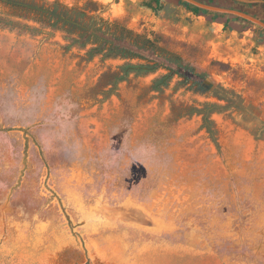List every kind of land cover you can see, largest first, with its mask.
Segmentation results:
<instances>
[{
  "label": "rangeland",
  "instance_id": "rangeland-1",
  "mask_svg": "<svg viewBox=\"0 0 264 264\" xmlns=\"http://www.w3.org/2000/svg\"><path fill=\"white\" fill-rule=\"evenodd\" d=\"M18 1L115 25L117 37L124 28L153 44L148 58L177 57L193 79L173 74L154 90L167 69L143 77L123 66L147 61L88 59L64 49L65 32L47 36L0 3L1 16L39 29L0 28V264H264L256 26L224 29L225 18L177 0H161L158 14L143 0ZM225 97L232 107L211 114L212 138L194 110Z\"/></svg>",
  "mask_w": 264,
  "mask_h": 264
},
{
  "label": "trees",
  "instance_id": "trees-1",
  "mask_svg": "<svg viewBox=\"0 0 264 264\" xmlns=\"http://www.w3.org/2000/svg\"><path fill=\"white\" fill-rule=\"evenodd\" d=\"M177 1L180 5H183L188 11L192 12L195 15L204 14L211 15L214 18H225L226 22L224 25V29H227L228 24L232 21L238 22L242 25H252L250 22L238 17L205 11L193 5L187 4L186 2L180 0ZM226 1L230 4V9L242 11L247 14L250 13H248L244 9L261 8L264 11V4H244L233 0ZM0 3L11 5L12 8L17 12H22L25 15H31L30 17H26H29L32 21L38 23L40 27L47 28L51 31L47 33V36H50V34L54 31L60 30L62 32H65L66 35L64 39L67 44L64 46V49L70 50L74 47L80 50L86 49L85 56L88 59L101 56V59L120 58L125 60L136 59L147 61L145 63L139 62L137 64H131L130 62H127L123 66L124 69H127L126 74L131 71L136 73V75L143 77L155 73L160 68L167 69L169 71L168 74L163 75L153 81L154 90L161 91L163 87H168L169 81L173 74H179L186 80H188L189 78L193 79L192 74L186 71L180 72V70H175L174 67H181V65L178 63L179 58L177 57L171 56L170 58L161 59L148 58L145 53L150 51V47L147 45L149 44L151 45V47H153V44H150V42L145 38L140 41L141 37L139 36L135 37L133 40L130 37V40L127 39L130 33L125 31L124 28L121 29V36L117 37L115 33L119 28L115 25L106 24L105 26H103L104 28L101 26H93L92 24H86L77 19H73L65 11H57L56 9L44 8L42 6H36L34 4L18 0H0ZM207 3L213 4V0H208ZM140 6L150 9L155 14H158L162 9L161 0H143ZM252 16L258 18L257 15ZM262 21L264 22V19H262ZM0 28L7 29L9 31L16 30L19 32L30 34L39 33V29L35 27H31L28 24H22L18 20L7 19L1 15ZM112 30L113 32H111ZM255 37L258 42L264 41V29L256 26ZM139 41L141 44H138ZM88 46L89 48H87ZM197 83L199 87H202L204 89L211 88V85H207L203 81ZM214 92L216 94L222 95L220 90L217 88L214 90ZM224 100L228 102L226 105L205 103L200 108L194 110L197 115L201 116V126L212 138H214L215 130L213 129V122L210 118L211 114L223 113L228 111L232 107L230 103H233V101L231 99L229 100V98L225 97ZM237 108L240 107L237 106ZM254 133L257 132L254 130Z\"/></svg>",
  "mask_w": 264,
  "mask_h": 264
},
{
  "label": "water",
  "instance_id": "water-1",
  "mask_svg": "<svg viewBox=\"0 0 264 264\" xmlns=\"http://www.w3.org/2000/svg\"><path fill=\"white\" fill-rule=\"evenodd\" d=\"M180 1L186 2L187 4L193 5L205 11L238 17V18H241V19H244L250 22L251 24L257 27H260L261 29H264V22L260 20L259 18L252 16L251 14H247L245 12L230 9V8H224V7H219V6H215V5L208 4V3H203L198 0H180ZM233 1L244 3V4H264L263 0H233Z\"/></svg>",
  "mask_w": 264,
  "mask_h": 264
}]
</instances>
